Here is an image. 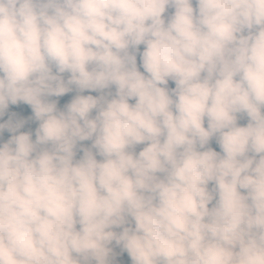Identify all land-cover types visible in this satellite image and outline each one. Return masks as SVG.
Returning <instances> with one entry per match:
<instances>
[{
	"label": "clouds",
	"instance_id": "9594fccd",
	"mask_svg": "<svg viewBox=\"0 0 264 264\" xmlns=\"http://www.w3.org/2000/svg\"><path fill=\"white\" fill-rule=\"evenodd\" d=\"M192 3L0 0V116L39 121L0 144V264H264V0Z\"/></svg>",
	"mask_w": 264,
	"mask_h": 264
},
{
	"label": "trees",
	"instance_id": "16d2710c",
	"mask_svg": "<svg viewBox=\"0 0 264 264\" xmlns=\"http://www.w3.org/2000/svg\"><path fill=\"white\" fill-rule=\"evenodd\" d=\"M192 6L194 10L196 9V3L195 0H193ZM144 49L143 45L139 46L138 51L136 52V62H137V69L143 74V68L141 67V61H140V55L139 53L142 52ZM131 51V50H130ZM53 72L55 73V69H53ZM63 79L66 81L69 78L68 73L62 74ZM71 91L65 93L62 96L59 97H46L45 99L49 102H56L57 110L58 111H65L66 106L77 96V95H84L88 96L91 95L94 98L105 96L107 99L114 98L115 96V87H109L108 89H105L103 91H91V90H85L83 92H79L77 88L74 85L70 86ZM175 88V84L173 83L171 87H168L169 92H171L172 89ZM174 98V97H173ZM129 103H135L134 100H130ZM96 115V111L93 110V112L90 114V118H94ZM0 123L7 124L11 123L13 126L20 125L14 132H10L7 128L3 130L2 133H0V144L7 143L9 139H11L14 135L19 134H29L32 141L35 142L36 139V130L39 127V121L35 119L33 110L30 105L24 103V102H17L16 104L9 103L8 107L5 109L3 116H0ZM248 123V118L246 114H237V125L238 126H246ZM204 127L207 128V119L205 118L204 121ZM217 136H213L208 145L205 146V149L211 148L213 151L217 152L220 155H223L219 144L217 142ZM146 144H140L136 145L133 148L129 149L130 152H132L134 155H138V153L146 147ZM41 147H51L50 145L47 146H38V150ZM83 149H90L93 154L96 156V159L98 161L102 160L103 158L99 155H96V149L92 148V140H85V141H79L74 149L75 157L74 161L79 160L83 156ZM252 154L249 153V156ZM258 159V157H257ZM159 175V174H158ZM209 190L211 191L214 188V184L210 183L208 185ZM242 194L243 190H242ZM215 203V199L212 201L211 204H209V207L211 208L213 204ZM130 219V218H129ZM128 226V225H126ZM134 227V224L132 225ZM79 227V226H77ZM113 231L119 232L121 229L115 228ZM110 248L112 249V252L109 257L110 264H132L131 258L128 256L126 251H123L122 248L118 245L113 243L110 245ZM89 264H95L94 261H90Z\"/></svg>",
	"mask_w": 264,
	"mask_h": 264
},
{
	"label": "rangeland",
	"instance_id": "374dc122",
	"mask_svg": "<svg viewBox=\"0 0 264 264\" xmlns=\"http://www.w3.org/2000/svg\"><path fill=\"white\" fill-rule=\"evenodd\" d=\"M173 12H174V9H173L172 7H170V6L166 9V12H165V14H164V16H163V18L165 19V22H167L168 18L172 15ZM143 74L147 75L146 73H144V71H143ZM173 83H174V82H172V81L170 80V81L168 82L167 88H168V87H171V85H172Z\"/></svg>",
	"mask_w": 264,
	"mask_h": 264
}]
</instances>
